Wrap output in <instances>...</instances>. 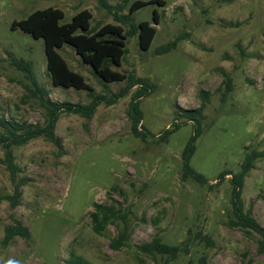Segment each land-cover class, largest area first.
Masks as SVG:
<instances>
[{"label": "rangeland", "instance_id": "1", "mask_svg": "<svg viewBox=\"0 0 264 264\" xmlns=\"http://www.w3.org/2000/svg\"><path fill=\"white\" fill-rule=\"evenodd\" d=\"M133 1L0 0V116L5 120L44 124L38 94L30 92L32 79L57 103L90 99L86 90L53 86L42 38L12 28L13 20L39 8H60L61 23L86 8L90 27L121 24L132 34L121 64L111 68L155 84L139 102L147 135L136 137L127 115L136 86L107 104L125 81L104 82L70 45L57 49L102 99L90 119L61 112L53 131L58 142L37 136L12 146L13 173L0 145V264H65L70 254L93 264H163L165 256L153 258L137 248L154 236L182 247L166 264H199L202 258L204 264H264L256 235L229 222L235 219L230 178L253 149L261 156L244 177L240 198L243 210L264 228V0H162L129 14ZM153 10L156 32L144 50L133 30L141 20L153 24ZM174 39L175 46L160 53ZM227 76L231 89L222 97ZM200 91H207L206 98ZM202 101L199 121L177 108L196 109ZM195 128L189 166L202 182L181 177V153ZM165 129L170 132L162 141ZM224 170L228 173L218 179ZM16 185L21 194L11 204ZM94 202L118 208L100 233L93 231L89 215ZM13 219L27 226L30 236H14L5 244L4 228ZM123 225L129 237L114 249L110 240Z\"/></svg>", "mask_w": 264, "mask_h": 264}, {"label": "trees", "instance_id": "2", "mask_svg": "<svg viewBox=\"0 0 264 264\" xmlns=\"http://www.w3.org/2000/svg\"><path fill=\"white\" fill-rule=\"evenodd\" d=\"M157 2L162 5V0H134L129 7V14L134 12L139 7ZM128 14V15H129ZM156 10L152 12L153 24L147 20H141L134 27L133 33H137L138 42L141 49H147L155 35L157 24ZM64 12L58 7H45L39 8L28 13L24 18L13 20L11 23L12 28H19L24 32L29 33L34 38H42L44 45V52L46 55V69L51 79L53 86H62L65 88L73 87L75 89L86 90L90 99L86 104L70 103V102H55L47 97V93L36 85L32 79L31 84L34 90H30L33 95L38 98V104L44 109V124L34 125L27 122L8 121L0 116V125L4 131L0 133V145L5 148V159L7 167L11 173L15 172L16 166L13 164L12 146H19L25 144L32 138L43 136L45 138L58 142L54 137L53 131L55 122L58 116L63 111L77 113L86 119H90L95 111L96 106L100 103L101 97L93 92L92 87L85 81L82 74L72 70L65 59L58 52V48L63 45H70L75 53L80 56L83 63L89 64L94 72L104 82L125 81V86L119 92L113 95V98L106 100L107 104H111L115 99L125 95L132 86H136L131 95L127 115L130 119V129L134 136L145 138L147 135L146 130L141 123V111L139 109V102L141 97L149 94L154 90L155 84L146 78L134 76L132 73H124L114 70L112 66H119L126 52L125 42L126 38L132 32L126 31L122 28L121 24L105 23L99 27H90L91 12L86 9L76 11L67 22H60L63 18ZM127 17V16H125ZM177 40H173L159 48L160 53L166 52L173 48ZM231 89V80L227 76L224 78V89L221 96L224 97ZM203 98H206L207 91H200ZM204 101L196 109H183L177 107L182 115H187L190 119H197L201 115ZM180 114V113H179ZM197 121V122H198ZM176 128V126L174 127ZM170 130L165 129L160 135L159 139L166 140ZM198 135V129H194V133L188 139L186 145L181 153V177H192L197 182H202L203 178L200 174L194 172L189 166V158L194 151V141ZM261 156V152L256 150L246 151L240 163L239 170L231 175L230 184V203L232 212L235 216L234 220L229 222L236 227L244 229L245 232H251L256 235L255 241L257 249L264 252V228L256 223L250 215V211L243 210L240 191L243 184L244 177L248 171L253 167V162L256 158ZM222 171L218 179H222L225 174ZM21 194L17 185L14 187L13 193L8 197L11 204H17ZM118 208H115L110 203H93V210L89 212L92 229L96 233L105 227V225L112 221L113 217L117 216ZM121 219L125 222V216L120 215ZM14 236H21L28 238L30 232L27 226L23 225L19 220L13 219L11 224L4 228L3 243H8ZM129 237V232L126 226L123 225L122 229L118 230L117 235L110 240V246L114 249H119L126 243ZM206 239V236H202ZM186 247V246H184ZM141 253L148 254L155 257L156 254L165 256L166 260L174 259L182 251L179 245H169L161 241L159 236H154L150 241L142 243L137 246ZM185 252L187 249L185 248ZM163 264H166L167 261ZM65 264H93L80 255L70 254L65 259ZM188 264H193L189 261ZM199 264H204L203 258Z\"/></svg>", "mask_w": 264, "mask_h": 264}, {"label": "clouds", "instance_id": "3", "mask_svg": "<svg viewBox=\"0 0 264 264\" xmlns=\"http://www.w3.org/2000/svg\"><path fill=\"white\" fill-rule=\"evenodd\" d=\"M9 264H12V262H9Z\"/></svg>", "mask_w": 264, "mask_h": 264}]
</instances>
